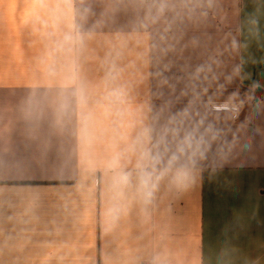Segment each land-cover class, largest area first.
<instances>
[{
	"label": "crops",
	"instance_id": "crops-1",
	"mask_svg": "<svg viewBox=\"0 0 264 264\" xmlns=\"http://www.w3.org/2000/svg\"><path fill=\"white\" fill-rule=\"evenodd\" d=\"M0 264H264V0H0Z\"/></svg>",
	"mask_w": 264,
	"mask_h": 264
},
{
	"label": "built area",
	"instance_id": "built-area-1",
	"mask_svg": "<svg viewBox=\"0 0 264 264\" xmlns=\"http://www.w3.org/2000/svg\"><path fill=\"white\" fill-rule=\"evenodd\" d=\"M214 110H226L231 111L234 115H238L241 111V106L237 104H230L227 102H215L212 104Z\"/></svg>",
	"mask_w": 264,
	"mask_h": 264
}]
</instances>
